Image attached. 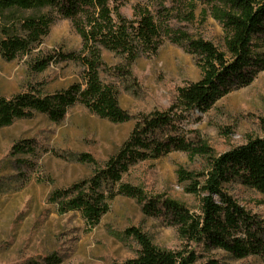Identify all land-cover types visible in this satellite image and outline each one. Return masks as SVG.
I'll return each mask as SVG.
<instances>
[{
	"label": "rangeland",
	"instance_id": "374dc122",
	"mask_svg": "<svg viewBox=\"0 0 264 264\" xmlns=\"http://www.w3.org/2000/svg\"><path fill=\"white\" fill-rule=\"evenodd\" d=\"M142 9L162 25L155 53L141 54L129 64L124 55L99 49L101 79L116 90L128 121L112 122L77 103L59 122L35 113L0 127V264L122 263L138 252L130 235L133 228L159 249H192L197 264H264L257 256L236 258L221 249L187 242L168 217L145 214L131 197L115 195L95 224L87 222L80 211L67 208L66 199H54L56 191L86 181L103 168L139 118L166 110L176 101L178 87L200 77L196 59L166 35V27L222 47V27L203 0H124L120 13L133 20ZM255 48L264 51V42L256 40ZM83 56L89 53L73 22L53 13L47 35L28 52L10 60L0 53V96L10 98L22 92L45 95L82 83L84 68L79 57ZM37 60H48L43 71L37 70ZM262 118L264 70L248 86L233 90L207 111L184 113L176 134L196 146H208L217 156L262 136ZM19 143L29 149L14 153L13 145ZM180 169L190 177H181ZM208 169L205 156L173 150L130 165L120 182L141 188L147 198H169L199 213L206 194L201 188L203 174ZM197 183L198 189L193 191ZM112 188L116 190L117 185ZM225 190L264 224V195L235 182L226 184Z\"/></svg>",
	"mask_w": 264,
	"mask_h": 264
},
{
	"label": "trees",
	"instance_id": "16d2710c",
	"mask_svg": "<svg viewBox=\"0 0 264 264\" xmlns=\"http://www.w3.org/2000/svg\"><path fill=\"white\" fill-rule=\"evenodd\" d=\"M123 1L0 0V53L6 59L28 52L33 44L39 43L49 31L53 13L73 22L89 53L88 57H79L84 68L82 83H71L45 95L22 92L10 98L0 96V127L9 126L17 119L30 118L35 113L59 122L77 103L115 123L129 120V114L118 102L116 90L101 79L99 49L124 55L131 64L139 55L157 51L162 25L146 9L137 12L133 20L126 19L120 13ZM203 1L222 27L221 48L203 38H192L185 32L165 28L166 35L183 45L196 59L200 77L178 87L176 101L166 110H154L139 118L118 152L103 168L86 181L56 191L54 199H66L67 208L80 211L87 222L95 224L108 211L110 199L121 194L134 198L145 214H164L187 242L221 249L236 258L253 255L264 261L263 222L225 190L226 184L235 182L264 195V134L217 156L211 154L208 146H196L176 134L184 113L194 109L207 111L233 90L248 86L264 70V51L255 48L256 40L264 42V0ZM29 10L33 13L25 15ZM36 64L37 70L43 71L48 60H37ZM260 122L264 129V119ZM25 148L29 149V145L15 144L13 152L19 154ZM173 150L208 159L209 169L203 174L201 187L206 194L201 199L199 213L169 198H147L141 188L120 182L130 165ZM180 176L190 177L183 169ZM114 185H117L116 190L112 188ZM197 189L198 183L192 190ZM130 235L137 242L138 252L118 264H197L192 249H159L134 228Z\"/></svg>",
	"mask_w": 264,
	"mask_h": 264
}]
</instances>
